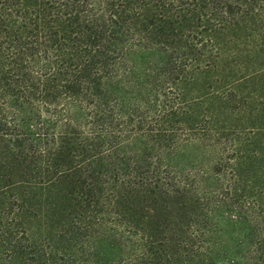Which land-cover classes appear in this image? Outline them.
<instances>
[{
  "label": "trees",
  "instance_id": "16d2710c",
  "mask_svg": "<svg viewBox=\"0 0 264 264\" xmlns=\"http://www.w3.org/2000/svg\"><path fill=\"white\" fill-rule=\"evenodd\" d=\"M0 264H264V0H0Z\"/></svg>",
  "mask_w": 264,
  "mask_h": 264
}]
</instances>
